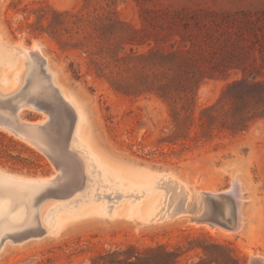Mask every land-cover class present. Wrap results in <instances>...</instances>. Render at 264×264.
<instances>
[{
	"label": "rangeland",
	"instance_id": "obj_1",
	"mask_svg": "<svg viewBox=\"0 0 264 264\" xmlns=\"http://www.w3.org/2000/svg\"><path fill=\"white\" fill-rule=\"evenodd\" d=\"M107 3L122 22L141 30L144 44L133 49L142 56L153 50L152 63L160 61L161 54L167 56L166 68H154L144 59L117 65L102 58L96 55L101 47L97 41L86 39L90 29L79 30L75 18L58 16L64 12L92 16ZM0 4L5 41L28 49L39 44L59 85L87 111L95 141L105 153L124 163L174 171L202 193L228 191L236 179L243 200L242 227L237 232L216 222V229L210 230L209 225L188 219L139 226L126 219L86 218L57 237L8 241L11 244L0 252V264H100L104 255L115 251L134 249L147 255L162 246L182 253L183 264H235L231 259L251 264L254 258L264 257V0H0ZM124 52L119 55H129L130 47ZM170 54L197 61L193 70L203 72L187 111L184 101L176 100L178 92L169 88L164 96L156 90L154 76L168 79V69H177ZM20 76L15 88L17 100L24 104L20 119L42 122L47 115L29 104L43 96L55 100V96L39 64L24 63ZM236 82L240 85L226 91ZM219 100L220 122L212 131H203L198 122L201 109ZM242 118L247 127L239 128L244 130L228 129ZM67 120L62 121L63 133L54 125L43 133L45 138L57 136L61 151ZM80 152L88 168L94 169H88L91 187L79 197L81 201L70 205L78 206L71 211L95 206L104 211L109 206L111 216L120 203L132 207L138 203L130 195H148L115 184ZM55 168L35 142L0 124L1 170L38 179L56 175ZM47 197L41 214L47 208L52 210L50 218L61 214L60 207H51L57 201ZM180 205L172 207H177L175 212Z\"/></svg>",
	"mask_w": 264,
	"mask_h": 264
},
{
	"label": "bare ground",
	"instance_id": "obj_2",
	"mask_svg": "<svg viewBox=\"0 0 264 264\" xmlns=\"http://www.w3.org/2000/svg\"><path fill=\"white\" fill-rule=\"evenodd\" d=\"M36 61L46 63L48 71L52 75L53 83L58 88L63 104L68 110L66 134L62 135L65 137L62 142L64 165L56 174L55 184L49 182L48 178L31 179L14 174H0V242L5 239L0 252L6 244H11L8 241H12V237L25 227L39 224L41 226L40 231H37L39 237H57L80 220L86 218L126 219L137 223L139 226L188 219L189 222L207 224L209 229L210 227L216 229L215 224L198 222L195 219H190L187 215H182L181 211L175 212L177 207L172 208L180 203V206L190 208L193 201L198 204L203 201L202 192L196 191L192 186L190 187L176 172L147 164L124 163L108 155L98 146L87 111L73 94L65 91L59 85L56 78L57 73L49 67L38 43L34 44L32 49L24 48L21 43L12 45L5 41L0 32V95L4 97L16 94L17 90L15 88L19 84L24 63L25 65L29 64L31 67ZM21 110V108L18 110V116ZM42 123L44 122L32 124ZM27 138L42 148L43 144L38 138L32 136ZM76 141H78L77 146L74 145ZM80 150H83L91 159L99 172L102 171L115 184L128 185L130 188L141 191L142 196L145 193L148 195L144 198L138 194L130 195L134 198V201L138 200V203L134 207L127 203H120L111 216H108V212L113 207L110 208L109 206L104 211L98 210L96 206L92 209L79 207V211H71L75 206H78L72 205L70 207V205L76 203L79 197L91 187L89 186L91 180L89 171L94 169L92 167L88 168V164L86 165L83 157L80 156L82 155ZM92 163L90 164L92 165ZM45 188L50 192L47 195H42ZM158 191L160 192L158 193ZM77 195L79 196L77 197ZM45 196H48V200L57 201L51 207L53 210L60 207L61 209L58 210L62 211L61 214L52 215L53 217L50 218L49 213L52 211L50 208H47L45 213L41 214L42 207L46 204V201H43ZM160 206L162 208L157 212L156 210ZM26 240H21V243ZM263 258L261 259L264 261Z\"/></svg>",
	"mask_w": 264,
	"mask_h": 264
},
{
	"label": "trees",
	"instance_id": "obj_3",
	"mask_svg": "<svg viewBox=\"0 0 264 264\" xmlns=\"http://www.w3.org/2000/svg\"><path fill=\"white\" fill-rule=\"evenodd\" d=\"M58 16L63 19L66 17L75 18L76 21H74V25L78 26L79 30L83 28V26V30L90 29L91 32L86 39L88 41H97V44L101 47L99 53L96 55L100 54V56H104L102 58L114 60L117 65L124 61L133 62L139 59H144L145 61L150 62L151 66L154 68H166L165 59L167 56L161 54L160 61L152 63L150 59L151 57H155L153 50H151L148 55L142 56L133 49L134 47H139L144 44L141 41V30L131 28L129 25L122 22L108 3L105 7L100 6L92 16L87 15L85 17L83 14H72L70 12L60 13ZM127 46L130 47V54L126 55V57H121L119 54L125 53L124 51ZM171 55L172 54H170V56ZM171 57H174L173 60L175 62L177 61V69L167 68L171 73L168 75V79L166 75L164 77H160L159 75L154 76V80L157 81L155 82V86L157 87L156 90L158 91V94H164V96L169 88H172L174 92H178L176 95L178 99L176 100L184 101L183 110L187 111L191 109V100H193L195 88L199 87L203 80V72L200 70L196 73L193 70V66L195 67L194 63H197L195 60V62L193 60L191 61V59L185 58V56L181 54L180 56L172 55ZM238 85H240L239 82L229 85L227 88L228 90L226 91H229V89L237 87ZM121 87L120 91L123 92L125 89H122L123 87ZM126 93H128V91H126ZM230 102L233 103V101ZM218 105H220V100L217 105L201 109L198 122L199 126L203 128V131H212L214 126L220 122V108ZM239 126L241 128L247 127L246 119L242 118L237 123L231 124L230 126L228 125V129L235 133L244 130L240 129ZM147 253V255L134 253V249H129L128 251L123 252L115 251L104 255V263L100 264H183L180 260L182 253L177 252V250L168 249L164 246L150 249ZM132 258L135 260L132 261ZM108 259L110 260L107 261ZM231 260L235 264H240L238 261L234 262L233 259ZM215 264L218 263L216 262Z\"/></svg>",
	"mask_w": 264,
	"mask_h": 264
},
{
	"label": "water",
	"instance_id": "obj_4",
	"mask_svg": "<svg viewBox=\"0 0 264 264\" xmlns=\"http://www.w3.org/2000/svg\"><path fill=\"white\" fill-rule=\"evenodd\" d=\"M34 63L39 64L42 73L50 87V92H52L55 96V100H49L46 96H43L39 100H36L29 105L32 109L45 113L47 118L42 121L44 123L37 125L23 122L20 119V116H18V110L24 107V104L19 103L17 100L19 96L16 94L4 97L0 95V124L16 131L17 133H21L23 136H32L38 138V140H40L43 144L41 149H43L50 157L58 171L60 168L62 169L64 165L58 137L45 138L43 137V133H45L51 125L57 126V128L60 129V132H62L64 128V123L62 124V121H64L66 117L68 118V110L63 104V100L61 99L58 88L55 87L53 83L52 75L48 71L46 63L37 61ZM1 113L3 115H1ZM60 132H58V134ZM3 173L11 174L0 169V174ZM48 181L52 184H55L56 175L49 177ZM47 190L48 189L45 188L42 191V195H47L50 192V190ZM202 197L203 201L201 204L193 201L190 208L180 206L179 211H187L186 213L193 214V217L190 218L201 223L213 224L216 222V224H220L222 227L232 232H237L241 229L242 195L240 185L237 180L233 181V185L228 191L218 194L202 193ZM20 231L21 232H17L12 237L13 242L38 237L39 235L38 232L30 226L25 227ZM4 241L5 239L0 242V248L2 247ZM251 264H264V261L261 258H254Z\"/></svg>",
	"mask_w": 264,
	"mask_h": 264
}]
</instances>
